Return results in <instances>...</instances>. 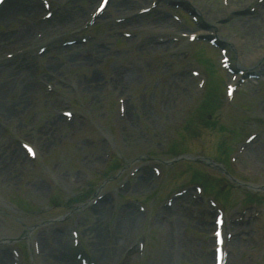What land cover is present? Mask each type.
Segmentation results:
<instances>
[{"label": "rangeland", "instance_id": "1", "mask_svg": "<svg viewBox=\"0 0 264 264\" xmlns=\"http://www.w3.org/2000/svg\"><path fill=\"white\" fill-rule=\"evenodd\" d=\"M98 1L50 0L54 12L49 20L42 19L43 9L37 11L41 0H11L0 10V246L17 244L22 247V264H36L31 244L38 236L44 264H56L55 259L75 264L60 256L61 242L67 238L61 229L74 223L86 248L99 249L103 264H212L213 214L203 210L211 208L207 198L217 194L224 200L228 229L234 233L227 246V264H264V190L245 185H264V169L255 162L264 159V76L248 80L228 103L223 93L230 74L220 67L219 49L179 37L181 31L219 25L222 35L239 36L244 53L252 54L264 40V0L252 13L243 12L241 6L261 1L193 0L196 7H209L198 25L185 14L186 3L159 0V9L183 12L185 20L177 29L168 20L157 19L156 12L117 22V15H133L151 0H111L97 22L84 27ZM250 23L255 30H249ZM125 30L133 35L124 36ZM178 32V40H170ZM155 34L167 39L159 41ZM70 38L78 42L61 44ZM43 44L48 48L37 54L36 48ZM198 46L205 52L196 56ZM19 47L26 49L22 55L2 59V50ZM229 55L236 64L238 50L230 48ZM254 64H264V54ZM205 66L218 84L203 100L204 90L189 71L204 72ZM119 97L127 123L119 117ZM63 107L72 108L70 121L61 114ZM210 110L228 127L206 122ZM249 133L256 137L244 154L231 152V146L238 149ZM21 140L37 146V159H27L25 152L18 159ZM105 142L117 157L110 163L103 155ZM183 150L225 162L232 156V172L242 184L224 177L208 160L171 161ZM156 163L164 178L153 175L144 180L141 169L130 175L137 165L153 174L151 164ZM115 166L124 169L102 185L107 200L69 212L65 200L85 194L89 199ZM194 173L196 177L209 173V180L216 182L209 186L210 194L203 196L191 186ZM187 185L174 208L163 206L172 192ZM136 199L145 201L147 214L124 211L133 218L122 217L120 204ZM61 216L65 218L56 220ZM118 218L120 229H116ZM137 239L145 242L143 251H127ZM3 257L6 253L0 252V264H9Z\"/></svg>", "mask_w": 264, "mask_h": 264}, {"label": "bare ground", "instance_id": "2", "mask_svg": "<svg viewBox=\"0 0 264 264\" xmlns=\"http://www.w3.org/2000/svg\"><path fill=\"white\" fill-rule=\"evenodd\" d=\"M121 3H118V7H121ZM234 7H236V5H234ZM122 9V8H121ZM201 12L205 13V11H208L209 12V7H206L205 6H202V7H199L198 8ZM200 12V13H201ZM202 14V13H201ZM255 22V21H254ZM256 23V22H255ZM249 30L253 31L256 29V27L254 26V24L250 23L249 25ZM220 32V30H219ZM223 37V36H222ZM233 44L238 48V55H239V60L242 62V63H245L246 65L250 66L254 63L255 60H257L263 53V50L262 47H259V48H256L254 49V52L252 54H245L244 51H243V45H242V39L241 38H234L232 40ZM120 80H125L124 78H120ZM217 78L214 77L213 79V82H214V85L216 86L218 84V82L216 81ZM213 85V86H214ZM0 102H3V98H0ZM255 162L258 164L257 166L261 167L262 169H264V159H260V160H255ZM129 218H133V216H129ZM103 248H104V245H103ZM101 253V252H100ZM99 253V254H100ZM103 261L102 258L99 259L97 261V264H103ZM55 262L57 264H63V263H58V260L55 259Z\"/></svg>", "mask_w": 264, "mask_h": 264}]
</instances>
